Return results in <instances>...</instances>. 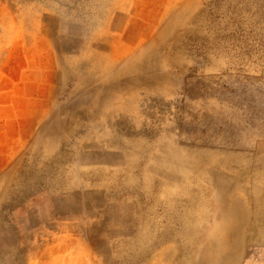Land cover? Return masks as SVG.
Here are the masks:
<instances>
[{
	"label": "rangeland",
	"instance_id": "obj_1",
	"mask_svg": "<svg viewBox=\"0 0 264 264\" xmlns=\"http://www.w3.org/2000/svg\"><path fill=\"white\" fill-rule=\"evenodd\" d=\"M0 264H264V0H0Z\"/></svg>",
	"mask_w": 264,
	"mask_h": 264
}]
</instances>
